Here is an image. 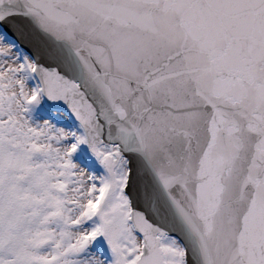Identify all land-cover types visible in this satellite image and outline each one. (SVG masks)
<instances>
[{
  "label": "snow or ice",
  "instance_id": "snow-or-ice-1",
  "mask_svg": "<svg viewBox=\"0 0 264 264\" xmlns=\"http://www.w3.org/2000/svg\"><path fill=\"white\" fill-rule=\"evenodd\" d=\"M0 264H264V0H0Z\"/></svg>",
  "mask_w": 264,
  "mask_h": 264
}]
</instances>
